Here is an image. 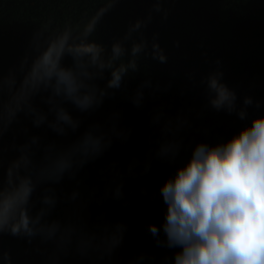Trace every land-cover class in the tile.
Segmentation results:
<instances>
[{
    "label": "trees",
    "instance_id": "16d2710c",
    "mask_svg": "<svg viewBox=\"0 0 264 264\" xmlns=\"http://www.w3.org/2000/svg\"><path fill=\"white\" fill-rule=\"evenodd\" d=\"M259 118L264 0H0V264H174L163 184Z\"/></svg>",
    "mask_w": 264,
    "mask_h": 264
},
{
    "label": "clouds",
    "instance_id": "9594fccd",
    "mask_svg": "<svg viewBox=\"0 0 264 264\" xmlns=\"http://www.w3.org/2000/svg\"><path fill=\"white\" fill-rule=\"evenodd\" d=\"M113 52L120 54L119 45ZM119 80L113 73L109 86ZM210 86L217 89V81ZM218 91L221 101L228 98L222 86ZM161 194L167 245L180 249L174 264H264V118L226 144L198 145ZM21 226L27 230L26 217L12 232ZM150 231L158 234L154 225Z\"/></svg>",
    "mask_w": 264,
    "mask_h": 264
}]
</instances>
